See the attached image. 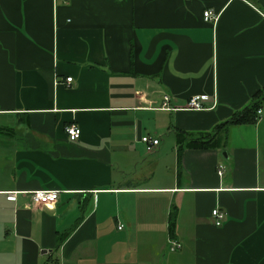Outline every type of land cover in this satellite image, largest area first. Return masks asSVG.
I'll return each instance as SVG.
<instances>
[{
    "label": "crops",
    "instance_id": "obj_1",
    "mask_svg": "<svg viewBox=\"0 0 264 264\" xmlns=\"http://www.w3.org/2000/svg\"><path fill=\"white\" fill-rule=\"evenodd\" d=\"M263 87L264 0H0V264H264Z\"/></svg>",
    "mask_w": 264,
    "mask_h": 264
},
{
    "label": "built area",
    "instance_id": "obj_2",
    "mask_svg": "<svg viewBox=\"0 0 264 264\" xmlns=\"http://www.w3.org/2000/svg\"><path fill=\"white\" fill-rule=\"evenodd\" d=\"M204 19L206 22L216 21V17L212 15L210 11L204 12ZM66 82L71 83L72 78H67ZM208 99L209 97L206 95H195L191 97L186 108L188 110H196V111L205 110L206 107L204 106V102L208 101ZM165 101L166 102L168 101V97H166ZM66 134L71 142H75L81 136V129L76 125H71L66 128ZM142 142L147 146L148 151H152L154 148H156L159 145L158 140L151 139L149 136L143 137ZM218 173L219 175H221L222 171L219 170ZM59 194L60 193L58 191L40 190L32 194V200L35 204L49 206V205L55 204L58 201ZM8 199L11 201H15L16 193H10L8 195ZM212 215L216 220V223H215L216 226H222V220L225 218V214L216 209L212 212ZM119 229L121 230L122 226H120ZM170 244L172 246V250L179 249L180 247L179 244L176 242H171Z\"/></svg>",
    "mask_w": 264,
    "mask_h": 264
},
{
    "label": "trees",
    "instance_id": "obj_3",
    "mask_svg": "<svg viewBox=\"0 0 264 264\" xmlns=\"http://www.w3.org/2000/svg\"><path fill=\"white\" fill-rule=\"evenodd\" d=\"M263 103H264V87L254 95L252 102L243 111L236 113L231 118V120L219 125L216 128V131L218 132L219 130L228 128L231 125L252 124L256 122V119L258 118V112L261 110ZM213 135H215V132H213V134L202 135V137H200L199 139L193 140L188 144L198 148L209 147L212 145L213 141L211 142L212 140L211 138L213 137ZM180 136L181 138L184 136L185 140L187 141L186 134L181 133ZM173 221L170 226V232H171V238L175 239L173 236L175 230V224ZM50 264H56V261H52Z\"/></svg>",
    "mask_w": 264,
    "mask_h": 264
}]
</instances>
